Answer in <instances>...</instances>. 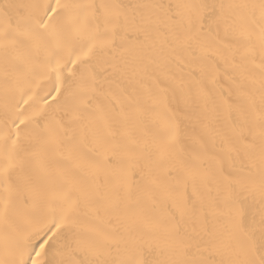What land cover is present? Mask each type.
<instances>
[{"label":"snow or ice","instance_id":"6c2138e0","mask_svg":"<svg viewBox=\"0 0 264 264\" xmlns=\"http://www.w3.org/2000/svg\"><path fill=\"white\" fill-rule=\"evenodd\" d=\"M0 264H264V0H0Z\"/></svg>","mask_w":264,"mask_h":264}]
</instances>
